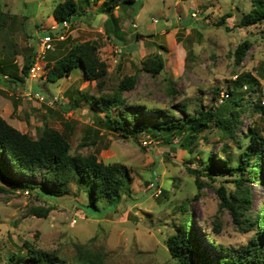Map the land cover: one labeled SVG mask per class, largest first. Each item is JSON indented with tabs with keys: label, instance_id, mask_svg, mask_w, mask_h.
Returning <instances> with one entry per match:
<instances>
[{
	"label": "rangeland",
	"instance_id": "1",
	"mask_svg": "<svg viewBox=\"0 0 264 264\" xmlns=\"http://www.w3.org/2000/svg\"><path fill=\"white\" fill-rule=\"evenodd\" d=\"M63 1L0 0V117L33 140L45 129L63 134L72 156L92 155L98 163L122 166L129 187L117 199L85 207L88 201L76 180L65 182L66 191L56 197L0 183V264L23 260L25 242L53 256L54 264H79L80 254L102 264H179L164 242L185 216L191 218V240L211 264H216L215 256L228 255L209 246L207 238L234 252L257 238L256 226L248 231L246 227L264 210V168L256 178L261 181L237 172L245 179L240 188L234 176L216 169L225 170L224 161L235 167L236 143L213 126L185 147L180 145L184 134L167 139L160 131L130 133L132 113L143 108L142 119L155 123L159 118L162 124L183 122L195 110H220L231 98L234 83L246 77L258 86L251 89V102L264 101V22L237 26L251 9L250 0H134L117 5L111 0H75L82 13L65 28L53 30L57 22L52 10ZM226 13L231 14L224 25L228 31L216 25ZM47 35L53 39L49 65L74 46H94L93 53L105 67L103 84L86 80L81 66L52 83L47 75L51 66L45 67V61L35 77H23L25 58L32 51L36 55ZM244 41L250 46L235 64L234 51ZM153 57L164 61L163 71L154 76L143 71ZM124 76L136 77L134 88L123 92V104L106 116L95 101L110 96ZM115 117L128 132L108 127L109 118ZM240 121L239 133L257 127L264 141V116L250 109ZM208 161L213 163L211 179L204 176ZM195 171L200 174L199 188ZM29 181L34 188L45 183L52 192L53 185L41 176ZM220 188L234 204L247 188L245 215L250 222L234 223L230 211L220 206ZM182 203L187 205L185 214L179 210ZM37 209L48 212L37 217Z\"/></svg>",
	"mask_w": 264,
	"mask_h": 264
},
{
	"label": "trees",
	"instance_id": "2",
	"mask_svg": "<svg viewBox=\"0 0 264 264\" xmlns=\"http://www.w3.org/2000/svg\"><path fill=\"white\" fill-rule=\"evenodd\" d=\"M114 5L119 2L132 3L134 0H111ZM251 9L242 15L238 22V27H248L264 22V0H250ZM82 8L75 0H64L57 3L52 10V16L60 26L63 22H69L72 18L79 16L82 13ZM1 15V10H0ZM230 13H226L216 22L218 27H224V31H228L225 25L226 19L230 17ZM61 27V26H60ZM250 44L244 41L237 46L234 51V62L240 64L248 51ZM94 46L83 44L74 46L63 57L55 61L52 65L48 53L45 54V67H50L48 72V80L54 83L56 80L68 76L74 69L81 66L83 75L86 80L97 81L98 87L103 84L105 77V67L97 56L93 53ZM35 53L32 51L25 58L22 68L23 77L29 76V70L34 63ZM164 68V61L161 57H153V60L145 63L143 71L150 75H159ZM7 77V76H4ZM243 83H234L233 89L229 90L231 98L224 100V103L217 109L208 108L206 110H195L191 116H187L183 122H168L162 124L159 118L157 122L142 119L139 110L132 113L134 122L130 133L138 134L146 131L148 134H154L158 131L166 133V138L170 139V134L174 136H182L181 146H188L194 143L202 130H209L211 126L217 129L224 137L231 139L239 148V159L235 167L229 166L224 161L223 170L216 166V169L227 172L234 176L233 183L238 188L243 186L245 179L237 172H246L253 175V179L260 176L261 169L264 168V141L260 136L257 127H250L247 132L239 133L241 127L240 116L243 111L250 109L259 116H264V101L251 102V93L257 86V82L249 77L243 79ZM136 81L135 76H124L116 85L112 94L101 95L100 100L95 101L99 104L101 110L105 111L106 116L109 115L112 107H119L123 104L124 99L121 97L123 92H129L134 88ZM248 89L249 93L242 88ZM247 93V94H246ZM247 95V97H245ZM228 97V95H227ZM223 113H220V112ZM108 127L119 126L126 132L122 124V119L108 120ZM189 125L187 126V124ZM186 132V134H185ZM247 140L246 147L242 143ZM228 150V148H226ZM217 160V159H216ZM203 170L209 171L204 174L208 178L213 177V163L207 162ZM197 177L195 183L199 188L201 186L200 174L195 171ZM34 176H41L47 183L53 185L52 192L44 185L33 187L29 179ZM78 181L84 189V197L87 199V206H95L98 200L112 201L120 196L123 190L129 187V178L126 170L120 165H104L98 163L94 156H72L70 155V146L63 134L52 129H45L42 136L38 140H33L25 134L19 133L11 127L5 120L0 117V183L4 187L12 190L29 189L36 191V194L41 197L50 196L56 197L59 193L66 191L65 182L69 180ZM218 192L220 195V206L227 208L233 216V221L237 225L250 222L249 216L245 215L249 205V191L245 188V193L236 198V203H231L224 194L223 188ZM239 209L241 211H239ZM182 213L187 212V205L182 203L179 206ZM47 210L37 209L33 213L37 217H45ZM245 217L244 220L240 216ZM192 225L190 216H185L182 222L173 229L172 233L167 235L165 239V247L171 258L176 259L179 264H211L204 252H201L197 245L191 240L189 226ZM256 226L258 237L246 244L245 247L238 251H232L222 245H217L215 242L207 238L208 245H214L219 252H225L228 256H215L216 264H264V237L259 238L260 234L264 233V210L263 208L255 216V222L247 224V231L250 227ZM27 248L26 255H23V260H17L16 264H54L53 256L30 248V245L25 242ZM80 254V253H79ZM90 256V255H89ZM84 257L80 254L77 258L79 264H102ZM15 255H12V259Z\"/></svg>",
	"mask_w": 264,
	"mask_h": 264
},
{
	"label": "built area",
	"instance_id": "3",
	"mask_svg": "<svg viewBox=\"0 0 264 264\" xmlns=\"http://www.w3.org/2000/svg\"><path fill=\"white\" fill-rule=\"evenodd\" d=\"M60 26L61 28H65L67 26V22H63ZM60 26L57 24L55 27H53V30H56ZM52 43L53 39L50 35H47L40 40V44L37 48L38 50L36 52V55L34 56V63L29 70V73L32 77H35L36 73L43 67L42 64L43 61H45V54L52 49ZM36 96L39 97V94H37ZM225 96L227 97V95Z\"/></svg>",
	"mask_w": 264,
	"mask_h": 264
}]
</instances>
